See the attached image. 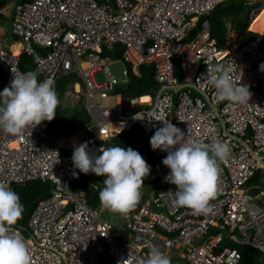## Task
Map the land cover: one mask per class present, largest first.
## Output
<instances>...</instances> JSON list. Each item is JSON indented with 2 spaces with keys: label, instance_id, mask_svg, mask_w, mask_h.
I'll use <instances>...</instances> for the list:
<instances>
[{
  "label": "built area",
  "instance_id": "2783aa9c",
  "mask_svg": "<svg viewBox=\"0 0 264 264\" xmlns=\"http://www.w3.org/2000/svg\"><path fill=\"white\" fill-rule=\"evenodd\" d=\"M6 1L0 4V17L9 19L18 51L9 50L0 38V92L11 86L14 72L35 71L38 83L74 74L82 81L75 83L76 93L83 96L89 115L86 124L70 133L49 130L45 121L16 136L0 129V182L10 188L33 180L51 184L27 223L11 226L27 242L33 264H98L103 255L111 264H134L153 247L186 264H264V185L249 183L264 172V32L245 42L230 18H224L226 39L217 44L205 17L225 0ZM202 17L200 30L192 34ZM35 47L43 53L32 70H22L20 55L33 54ZM118 48V60L126 68L112 75L107 63L116 60ZM148 64L157 83L152 102L123 115L115 86L128 83V71L139 77L141 66ZM220 64L235 82L249 86L248 104L221 100L204 80L208 66ZM100 72L104 80L98 79ZM96 92L102 98L112 94L116 106L95 104ZM163 122L181 129L185 140L229 144L212 211L197 214L177 206L175 185L165 179L170 169L164 165L144 178L150 196L122 215L121 228L114 229L87 204L85 191L70 189L79 173L94 174L74 168V148L89 136L105 140L133 127L152 137ZM240 247L248 249L245 255Z\"/></svg>",
  "mask_w": 264,
  "mask_h": 264
},
{
  "label": "clouds",
  "instance_id": "9594fccd",
  "mask_svg": "<svg viewBox=\"0 0 264 264\" xmlns=\"http://www.w3.org/2000/svg\"><path fill=\"white\" fill-rule=\"evenodd\" d=\"M256 14L250 15L252 20ZM261 69L264 70V65ZM37 76L35 71L14 72L11 86L0 92V98H6L0 104V129L4 132L20 135L32 124L55 118L60 101L53 87L54 80L47 78L38 83ZM204 80L218 91L221 100L242 105L250 100L249 86L235 82L222 64L208 66ZM184 138L181 129L171 122H163L150 144L153 150L168 153L162 163L170 169L165 179L175 185V204L197 214H207L212 211L210 201L219 195L220 164L229 158L230 147L219 141L207 144ZM72 161L74 168L84 174L92 172L105 177L104 187L99 192L104 208L127 215L141 200L143 181L150 174V166L131 147H108L102 149L100 155H94L85 142L74 148ZM23 211L19 195L8 183L0 182V264H33L27 242L11 230V226L22 219ZM134 264H171V259L153 247L146 259L136 260Z\"/></svg>",
  "mask_w": 264,
  "mask_h": 264
},
{
  "label": "trees",
  "instance_id": "16d2710c",
  "mask_svg": "<svg viewBox=\"0 0 264 264\" xmlns=\"http://www.w3.org/2000/svg\"><path fill=\"white\" fill-rule=\"evenodd\" d=\"M4 1L6 0H0L2 3ZM218 5L208 16L205 17L209 20L210 34L217 40V44L221 45L226 39L224 18H230L234 31L240 35L245 42L258 36V34L255 33V30L250 31L248 28L252 21L250 12L252 9L262 7L260 1L248 4L247 0H225ZM1 18L3 17H0V19ZM205 18L202 17L200 19L198 25L192 30V34L200 30V23ZM42 53L43 50L35 47L33 54H21L19 60L20 68L24 71L32 70L37 61V57L39 58ZM175 75L181 80L182 74L177 65H175ZM63 78L66 80H63ZM128 81L129 82L126 85H117L114 89V93L121 94V113L123 115H128L145 107V105H136L132 107L130 103L132 100L142 95L154 94L157 88V83L154 79V67L150 64L141 66L139 77L130 74L128 71ZM77 82L82 83L81 79L74 74L61 75L57 78L53 87L57 92L60 102L67 88L70 87L73 90V85ZM83 106L84 105L80 106L78 109H71L72 114L71 111H69V116H65L60 112V106L58 105L55 118L51 121H45L48 123V129H56L62 133H70L82 124H86L89 121V115ZM150 139L151 137L142 135L137 127H133L120 134L113 133L105 140L94 139L92 136H89L87 144L88 150L94 155H100L101 150L108 147H131L138 151L148 164L153 162L156 156L155 151L151 147ZM259 174L260 172L257 173L249 183L258 182ZM104 179L105 177L97 176L96 174L83 176L79 173L76 180L71 184L70 189L73 192L79 190L85 191L87 204L91 208L98 209L101 206L99 192L104 187ZM50 187L51 184L49 182H41L40 180H33L27 182L25 185L13 184L11 186V189L19 195L20 201L24 206L22 219L16 223L17 225H24L27 223V220L38 201L48 196ZM143 200L144 196H142L137 206H139ZM239 249L242 251L243 255L248 251V249L243 247H240ZM103 263L111 264L110 258L104 255L101 256L98 264Z\"/></svg>",
  "mask_w": 264,
  "mask_h": 264
},
{
  "label": "rangeland",
  "instance_id": "374dc122",
  "mask_svg": "<svg viewBox=\"0 0 264 264\" xmlns=\"http://www.w3.org/2000/svg\"><path fill=\"white\" fill-rule=\"evenodd\" d=\"M0 4L3 5L4 3L0 2ZM263 8H264V2L262 3V7L258 9V11H256L257 14ZM0 27H1L0 30H2L0 32V38L2 39L1 41L2 42L5 41L7 46L9 45V48H8L9 50L15 49L17 46V43H16V39H14L11 35L10 21L6 18H1ZM107 67L112 75H120L125 70L126 64H124L120 60L116 61V60L110 59V61L107 63ZM97 76L99 80H104L105 78V75L102 72L98 73ZM63 80H66V79L63 78ZM126 84H127L126 82H122L119 85H126ZM77 90H78V85L74 84L73 90L72 88L68 87L67 90L65 91V94L61 102L59 103L60 112L63 115L69 116V111H71V109H74V108L78 109L80 106L83 105V96L79 93H76ZM94 101H95V104L102 105L103 107L110 108V107L116 106V100L112 94H109L106 98H102L100 96V93L96 92L94 94ZM71 114H72V111H71ZM93 132L95 133V136L98 135L97 129H93ZM164 158H166V156H161V155L156 154L154 161L148 163V165L150 166V172H152L156 168H160L164 166V164L162 163V160ZM141 191H142V196H144V198H147L150 196V193L148 192V187L145 184L142 187ZM98 213H99L100 218L103 221L107 222L114 229L121 228L122 214L112 212L104 208L102 205L98 208ZM175 262L176 264H186L185 259L181 258L180 256H177L176 254L173 255V258L171 259V264H174Z\"/></svg>",
  "mask_w": 264,
  "mask_h": 264
},
{
  "label": "crops",
  "instance_id": "0c3cea01",
  "mask_svg": "<svg viewBox=\"0 0 264 264\" xmlns=\"http://www.w3.org/2000/svg\"><path fill=\"white\" fill-rule=\"evenodd\" d=\"M261 11H264V8L261 9L260 12H261ZM252 21H253V20H252ZM251 23H252V22H251ZM249 29H250V30H254V29L251 28V24H250V26H249ZM255 31L257 32L258 30H255ZM128 82H129V81H128ZM155 92H156V91H155ZM118 94H120V93H118ZM154 95H155V93H154V94H145V95H142V96H140V97H138V98L132 100L131 103H130V105H131L132 107H134V106H136V105H138V106H140V105H145V106H147V105H149V104L152 102V99H153ZM120 97H121V94H120ZM141 99H142V100H141ZM143 108H144V107H143ZM133 113H135V112H133ZM130 114H132V113H130ZM262 176L264 177V172H261V173H260V176H259L258 182H256L257 184L264 185V181L260 180ZM263 177H262V178H263Z\"/></svg>",
  "mask_w": 264,
  "mask_h": 264
},
{
  "label": "bare ground",
  "instance_id": "6f19581e",
  "mask_svg": "<svg viewBox=\"0 0 264 264\" xmlns=\"http://www.w3.org/2000/svg\"><path fill=\"white\" fill-rule=\"evenodd\" d=\"M219 6V5H218ZM251 28L261 32L264 29V11L259 12L251 23ZM18 50L15 49V52Z\"/></svg>",
  "mask_w": 264,
  "mask_h": 264
},
{
  "label": "water",
  "instance_id": "95a60500",
  "mask_svg": "<svg viewBox=\"0 0 264 264\" xmlns=\"http://www.w3.org/2000/svg\"><path fill=\"white\" fill-rule=\"evenodd\" d=\"M120 52H121V49L118 48V49L116 50V52L113 54V57H114L115 59H118V58H119V54H120Z\"/></svg>",
  "mask_w": 264,
  "mask_h": 264
}]
</instances>
